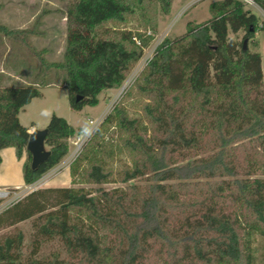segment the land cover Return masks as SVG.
<instances>
[{
	"label": "trees",
	"instance_id": "trees-1",
	"mask_svg": "<svg viewBox=\"0 0 264 264\" xmlns=\"http://www.w3.org/2000/svg\"><path fill=\"white\" fill-rule=\"evenodd\" d=\"M56 1L65 3L67 24L59 62H47V51L31 45L35 27L0 25V40L21 45L38 62L33 82L7 85L0 76V150L14 148L18 159L29 138L20 110L54 84L66 90L72 111L98 105L99 94L121 86L152 39L106 24L135 18L155 32L158 14L167 16L173 0ZM252 1L264 12V0ZM208 12L183 36L163 40L140 76L149 134L121 109L104 120L126 135L122 145L134 158L118 181L125 187L103 189L110 173L94 164L86 178L93 191L31 192L11 207L12 224L35 217L37 236L59 241L62 254L26 257L18 232L0 242V264H253L244 236L264 237V83L260 54L228 35L243 32L251 41L258 20L239 0L214 1ZM45 129L50 155L32 170L26 151V186L62 161L76 133L55 114Z\"/></svg>",
	"mask_w": 264,
	"mask_h": 264
},
{
	"label": "rangeland",
	"instance_id": "rangeland-1",
	"mask_svg": "<svg viewBox=\"0 0 264 264\" xmlns=\"http://www.w3.org/2000/svg\"><path fill=\"white\" fill-rule=\"evenodd\" d=\"M218 0H173L170 13L167 16L158 14L156 31L152 32L142 22L135 18H128L126 23H110L106 27L116 30H126L151 36L149 45L143 50L142 57L135 63L126 75L120 87L99 96V104L95 107H84L80 111L69 108L67 92L60 84H54L44 91V97L28 112L23 122L35 130H44L52 114L65 119L76 130L68 140V153L62 161L43 175L36 183L20 190H0L7 196L0 198V242L6 237L21 232L23 235L22 248L26 257L33 255L43 259L52 253L62 254L61 244L57 240H42L37 236L35 217L12 224L13 212L11 207L35 190L51 187L45 179L57 172L59 179L69 174L70 183L67 188L93 191L96 185L87 183V174L92 165H101L105 172L110 173L108 183L101 187L106 190L123 188L119 183L122 172L130 168L133 156L122 145L126 135L120 131L113 120L104 122L115 108L124 111L129 119H138L143 127L150 130V125L144 117L143 108L148 100L137 90L140 76L155 53L159 44L165 40H175L183 36L188 24L197 25L210 18L208 6ZM245 9L251 11L258 20L259 30L251 41H247L246 48L250 52H257L261 57V71L264 83V12L255 4L243 2ZM37 23V24H36ZM0 25L7 29H31L39 33L29 38L31 45L37 50H46L44 55L47 62H59L65 45L66 20L65 3L56 0H0ZM36 25V26H35ZM229 39L243 43V32L229 33ZM38 62L29 56L19 44L6 38L0 40V76L5 84H23L38 80ZM22 75L23 80L16 76ZM54 74H51V77ZM42 91V90H41ZM70 113V114H69ZM93 121L94 126L89 124ZM78 143L79 147H75ZM46 150L49 148L46 146ZM73 169V175L70 169ZM131 183H140L138 181ZM64 187V186H63ZM53 201L48 200L51 205ZM50 207V206H48ZM75 216L74 214H71ZM100 235H105L100 232ZM107 236V235H106ZM253 257V264H264V237L257 233L244 236ZM34 252V254H32Z\"/></svg>",
	"mask_w": 264,
	"mask_h": 264
},
{
	"label": "crops",
	"instance_id": "crops-1",
	"mask_svg": "<svg viewBox=\"0 0 264 264\" xmlns=\"http://www.w3.org/2000/svg\"><path fill=\"white\" fill-rule=\"evenodd\" d=\"M51 87L52 86H47L45 88H42L41 97L33 99L28 105L24 106L18 114V120L23 127L27 128L28 134L32 133L36 128H35L34 123H32L30 126H27L23 122V119L28 114V112L33 110L36 104H38L37 101L44 97V94H43L44 91ZM111 91H113V89L102 91L99 94V96L103 92L109 93ZM99 96H98V100H99ZM67 123L70 124L68 120H67ZM0 160H1L0 162V190H20V189L29 187L24 184L23 175H22L23 164L26 160V150L22 153L21 158L18 159L16 157L14 148H11V147L4 148L0 150ZM57 175H58L57 172L52 173L45 179V181L47 183H50L51 187H57V188L63 187V186L66 187L67 184L70 183V177L68 173L62 179H59V176Z\"/></svg>",
	"mask_w": 264,
	"mask_h": 264
},
{
	"label": "water",
	"instance_id": "water-1",
	"mask_svg": "<svg viewBox=\"0 0 264 264\" xmlns=\"http://www.w3.org/2000/svg\"><path fill=\"white\" fill-rule=\"evenodd\" d=\"M247 40H244L242 45L243 49H246ZM47 131L44 130H34L29 134V138L25 147V150L31 156V169L36 170L41 164L46 162L49 158L50 152L45 149V137Z\"/></svg>",
	"mask_w": 264,
	"mask_h": 264
},
{
	"label": "built area",
	"instance_id": "built-area-1",
	"mask_svg": "<svg viewBox=\"0 0 264 264\" xmlns=\"http://www.w3.org/2000/svg\"><path fill=\"white\" fill-rule=\"evenodd\" d=\"M239 1H242V2L248 3V4H250V5H251V4H252V5L254 4V2H253L252 0H239ZM89 124L92 125V126H94L95 123H94L93 121H89ZM68 140H69V139H68ZM74 145H75V147H79L78 143H75ZM4 196H7V193L4 192V191H0V198H1V197H4Z\"/></svg>",
	"mask_w": 264,
	"mask_h": 264
}]
</instances>
